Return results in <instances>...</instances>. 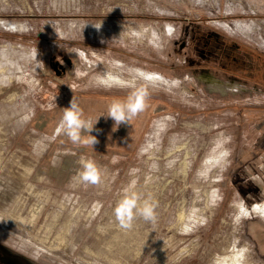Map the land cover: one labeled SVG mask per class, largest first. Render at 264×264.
<instances>
[{"label": "rangeland", "instance_id": "obj_1", "mask_svg": "<svg viewBox=\"0 0 264 264\" xmlns=\"http://www.w3.org/2000/svg\"><path fill=\"white\" fill-rule=\"evenodd\" d=\"M0 18L26 26L0 27V52L17 62L0 79V170L24 178L0 202V264H218L238 249L264 264L253 208L264 203V76L233 78L181 47L212 30L264 57V0H0ZM62 53L73 61L64 77L49 63ZM133 94L140 110L117 125L109 106Z\"/></svg>", "mask_w": 264, "mask_h": 264}, {"label": "flooded vegetation", "instance_id": "obj_2", "mask_svg": "<svg viewBox=\"0 0 264 264\" xmlns=\"http://www.w3.org/2000/svg\"><path fill=\"white\" fill-rule=\"evenodd\" d=\"M189 37V40L181 42V47L189 46L193 51H200L203 58L201 63L207 67L214 65L220 70L229 72L233 78H236L240 73L243 74L240 76H246L248 80L260 73L264 76V69L257 66L256 56L250 51H246L241 43L221 37L212 30L207 32L193 30ZM90 41L99 44L95 39ZM49 63L58 76L64 77L73 61L62 53V55H51ZM97 65L93 63L92 69L95 70Z\"/></svg>", "mask_w": 264, "mask_h": 264}, {"label": "bare ground", "instance_id": "obj_3", "mask_svg": "<svg viewBox=\"0 0 264 264\" xmlns=\"http://www.w3.org/2000/svg\"><path fill=\"white\" fill-rule=\"evenodd\" d=\"M237 21V20H236ZM232 24L233 28L236 29L237 31L246 33L248 32V26L247 25H243L240 22H236ZM242 22V21H241ZM225 25H227V28L229 26V24L224 23ZM231 26V24H230ZM254 26V25H253ZM0 27H4V28H8L14 31H20L22 29H24L26 26L24 23L22 22H13V21H9L7 19H2L0 18ZM8 48V47H7ZM16 55V54H15ZM14 57L13 56V52L11 53V49H3L0 52V79H6L7 76H9V78H12L10 72L7 70V65H11L14 62ZM16 62V61H15ZM14 62V63H15ZM17 63V62H16ZM12 68V67H11ZM10 69V68H9ZM11 71V70H10ZM137 75L139 78H145L146 80L153 82V83H159L162 82L164 84H170V81L167 79V77L165 75H163L160 72H156V71H144L141 68H137ZM205 75V74H204ZM103 80L109 84L112 83H125V79H123V77L119 76V75H114L111 72H107L103 75ZM136 77V76H135ZM169 78V77H168ZM129 79V78H128ZM208 79L211 81V85L216 87L217 89L223 90L225 92H227L229 89H232V86H230L229 84L223 82L222 80H218L217 78H215L214 76L208 77ZM226 81V80H225ZM131 82V81H130ZM238 83V82H237ZM230 92V91H229ZM10 99V98H9ZM14 100V99H13ZM12 100V101H13ZM12 105V104H11ZM12 106H10L11 108ZM14 107V106H13ZM17 107V106H16ZM4 108V107H3ZM1 109V108H0ZM2 110V109H1ZM4 110V109H3ZM3 113V112H2ZM1 113V114H2ZM10 113V112H9ZM3 115V114H2ZM1 115V116H2ZM12 117V116H11ZM8 119V118H7ZM9 120V119H8ZM11 120V119H10ZM12 162V161H11ZM23 166H27V163H25V161H23ZM15 169V168H14ZM26 170H28L25 167ZM24 169V171H25ZM11 170V169H9ZM20 170V169H19ZM19 170H17V172L15 170L11 171V174H16L17 176L20 177V172H18ZM26 173H29V171H27ZM4 173L0 170V184L1 183H6V189H3L2 187H0V202L8 204L9 202V192L8 191H15V187L21 184V180L22 178H20L21 180L17 181H13L11 178H8L6 180H4L3 178ZM24 175V174H23ZM26 176V175H25ZM26 179V177H25ZM24 180V178H23ZM24 182V181H23ZM6 206V205H3ZM254 211L257 213L259 212L261 214V216L264 217V203L263 204H255L253 206ZM2 213V212H1ZM1 213H0V219H1ZM62 241V239H61ZM57 243V242H56ZM55 242L54 244L57 245ZM63 243V241H62ZM65 243V242H64ZM218 264H248L244 261V253L242 251L236 250L232 255H228L222 258V260H220L218 262Z\"/></svg>", "mask_w": 264, "mask_h": 264}, {"label": "clouds", "instance_id": "obj_4", "mask_svg": "<svg viewBox=\"0 0 264 264\" xmlns=\"http://www.w3.org/2000/svg\"><path fill=\"white\" fill-rule=\"evenodd\" d=\"M141 102L139 101L138 97L133 94L128 98V102L126 104H122L119 101H114L109 106V112L108 116H110L117 125H119L121 122H125L128 120L129 116L132 114H135L138 110L141 108ZM70 108H75L74 105H70ZM63 123L66 125L69 134L72 136L73 140L77 139V136L74 132L75 129L82 127L81 123L78 120V117L75 115L73 111H68L64 118ZM92 129V128H91ZM89 129V130H91ZM92 179H95V176H92ZM138 199L137 196H132L129 199H125L121 201V204L123 205V208L128 213V220L129 224L125 226H130L133 209H136V200ZM120 207L117 208V216L119 218L120 216ZM139 214L147 221H154L155 220V214H154V208L149 205L145 204V206L141 209H138Z\"/></svg>", "mask_w": 264, "mask_h": 264}, {"label": "trees", "instance_id": "obj_5", "mask_svg": "<svg viewBox=\"0 0 264 264\" xmlns=\"http://www.w3.org/2000/svg\"><path fill=\"white\" fill-rule=\"evenodd\" d=\"M245 49V48H244ZM257 54V56H256V62H257V66L260 68V69H264V60L262 59V58H264L263 57V55L262 54H260L259 52H257L256 53ZM264 71V70H263ZM263 71H261L262 73H263Z\"/></svg>", "mask_w": 264, "mask_h": 264}]
</instances>
